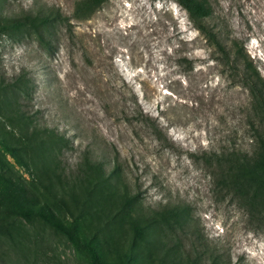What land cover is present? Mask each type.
Instances as JSON below:
<instances>
[{
  "label": "rangeland",
  "instance_id": "rangeland-1",
  "mask_svg": "<svg viewBox=\"0 0 264 264\" xmlns=\"http://www.w3.org/2000/svg\"><path fill=\"white\" fill-rule=\"evenodd\" d=\"M80 1L0 0L9 17L60 15L42 39L29 27L0 37V77L9 84L0 92V133L20 137L1 115L19 101L11 86L26 87L20 101L37 124L66 141L57 160L67 175L93 156L103 175L117 165L119 176L93 180L92 201L60 213L78 247L38 216L10 214L13 238L0 237V252L12 264H264V219L216 178L217 158L256 146L259 111L242 80L248 71L233 56L241 52L264 79V0H207L206 24L235 69L173 0H107L77 20ZM4 172L42 192L0 147L1 203L11 191ZM124 188L136 197L130 206ZM175 206L184 212L168 227L150 212ZM141 213L138 235L132 223ZM159 240L176 250L173 263L161 257Z\"/></svg>",
  "mask_w": 264,
  "mask_h": 264
},
{
  "label": "trees",
  "instance_id": "trees-1",
  "mask_svg": "<svg viewBox=\"0 0 264 264\" xmlns=\"http://www.w3.org/2000/svg\"><path fill=\"white\" fill-rule=\"evenodd\" d=\"M106 1L82 0L76 3L74 18L77 20L87 19ZM173 1L186 12L193 27L202 33L209 42L215 44L217 49L224 54L226 64H233L232 69L239 67L237 63L234 64L229 60V55L225 53L223 46L217 40L216 33L206 24V20L212 14L208 1ZM55 19H60V15L54 12L53 9H49L45 13L29 12L15 17L6 16L0 11V37L8 35L10 31L29 27L32 33L37 34L38 38L42 39L41 32ZM233 57L248 71L247 74H243L244 78L242 80L249 87L252 101L258 108L259 115H257V119L260 128L256 130V146L251 153L240 156L238 153L231 152L227 156L217 158L218 173L216 178L221 188L232 192L244 202L249 213L257 221L264 219V79L251 69V65L243 59L241 52H235ZM8 86L9 84L5 83L4 79L0 77V92H3ZM11 87L20 92L19 101H15L16 104L11 107L6 106L4 111L12 109H10V113L1 115V118L5 123L7 122L16 129L20 137L13 141L0 133V147L12 153L17 164L33 179L42 192L38 194L32 191L27 182L20 177L7 175L5 172L1 175L10 186L11 191L6 197L7 203L0 202V237L9 240L13 238L11 234L12 222L9 220L10 214L25 218H27V215H35L50 227L66 233L73 246L78 247L77 239L69 234L67 226L60 218V213H68L70 207L79 211L84 209L92 201V195L96 190V184H93L92 181L95 179L106 181L113 175L117 178L119 176L117 170L119 169L115 165L107 175H103L105 173L103 163L97 162L93 156H84L77 166V173L72 176L67 175L65 169L57 160V153H60L63 149L62 145L64 148L67 147L66 141L56 131L37 124V113L31 111L27 103L20 101L22 97L28 94L26 87L21 88L17 84H13ZM2 127L3 123L0 128ZM17 149H21L19 153L16 151ZM29 154L32 158L31 164L27 159ZM116 181L118 182V180ZM124 189L120 195L124 198V205L130 206L136 197L134 195L130 196L127 189ZM150 212L155 220L158 217L157 219L168 227V225L179 221L184 210L179 206H175L163 207L156 212ZM144 218L145 215L141 213L140 217L132 223V228L138 235H141L145 230V227L140 226V220ZM160 240L158 243L161 245V257L170 258L173 263L176 250ZM176 246L178 245L175 244ZM90 251L93 258L98 261L95 250L91 249ZM188 263L197 264L196 261H188ZM0 264H12V261L7 258V255L0 252ZM98 264L113 263L101 261Z\"/></svg>",
  "mask_w": 264,
  "mask_h": 264
}]
</instances>
